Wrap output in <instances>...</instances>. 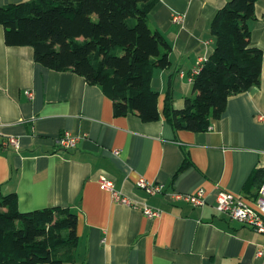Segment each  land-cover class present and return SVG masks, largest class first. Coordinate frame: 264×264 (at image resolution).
I'll use <instances>...</instances> for the list:
<instances>
[{"label":"crops","instance_id":"1","mask_svg":"<svg viewBox=\"0 0 264 264\" xmlns=\"http://www.w3.org/2000/svg\"><path fill=\"white\" fill-rule=\"evenodd\" d=\"M29 1L0 0V7ZM229 1L160 0L151 11L150 26L171 47V65L152 80L161 113L168 92L176 109L194 96L193 77L216 48L211 23ZM255 10L251 40L264 54V0ZM0 131L21 140L19 151L0 146L1 194H16L22 213L62 207L77 214L71 264H263L264 234L215 206L222 190L255 206L252 179L264 173V55L260 86L231 97L207 132L193 133L163 116L152 123L115 116L102 88L37 64L32 47L7 46L0 25ZM65 132L79 138L75 148L59 147ZM101 176L132 204L115 201ZM142 177L167 193L203 190L206 205L151 197L137 187ZM144 206L160 216L147 217Z\"/></svg>","mask_w":264,"mask_h":264},{"label":"trees","instance_id":"2","mask_svg":"<svg viewBox=\"0 0 264 264\" xmlns=\"http://www.w3.org/2000/svg\"><path fill=\"white\" fill-rule=\"evenodd\" d=\"M159 2L32 0L0 7V25L7 46L32 47L37 64L102 88L115 116L133 114L144 123L163 116L176 131L207 132L231 97L261 84L264 54L251 40L257 0H230L217 12L211 23L216 48L193 77L194 96L176 109L168 92L162 113L152 80L155 70L171 65V47L149 23ZM254 180L259 191L264 173ZM77 229L70 208L22 213L16 194L0 192V264H71Z\"/></svg>","mask_w":264,"mask_h":264},{"label":"built area","instance_id":"3","mask_svg":"<svg viewBox=\"0 0 264 264\" xmlns=\"http://www.w3.org/2000/svg\"><path fill=\"white\" fill-rule=\"evenodd\" d=\"M176 19L180 20L181 18L177 17ZM28 95L32 97V93H29ZM78 143L79 138L72 136L69 132H65L58 140L59 147L66 150L75 148ZM0 146L4 148H13L15 151H19L21 149V140L17 137L5 136L0 131ZM114 153L115 155H118L119 151H115ZM99 183L102 189L112 194L115 201L127 205L132 204L129 199L123 197L122 193L116 189L113 180L106 176H101ZM137 187L141 190H144L151 197L163 196L171 203L184 202L192 204L194 207L196 205H206V199L204 198L203 190H200L196 194H185L178 192L167 193L164 185L149 183L143 177L137 182ZM215 209L221 214H226L231 220L241 223L244 227H250L256 232L264 234V182L258 191L255 206L248 204L243 198L236 197L235 195L222 190L217 196ZM144 214L149 218H154L160 216L161 211L144 206ZM257 257L262 258L264 264V249L259 250Z\"/></svg>","mask_w":264,"mask_h":264},{"label":"rangeland","instance_id":"4","mask_svg":"<svg viewBox=\"0 0 264 264\" xmlns=\"http://www.w3.org/2000/svg\"><path fill=\"white\" fill-rule=\"evenodd\" d=\"M144 191V190H143ZM145 192V191H144ZM146 193V192H145ZM186 204H188V203H186ZM190 205H192V204H190ZM196 208H199V207H202V206H198V205H196L195 206Z\"/></svg>","mask_w":264,"mask_h":264}]
</instances>
